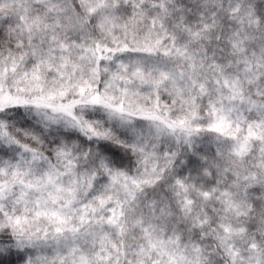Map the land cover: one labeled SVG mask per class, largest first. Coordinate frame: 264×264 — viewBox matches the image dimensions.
I'll return each instance as SVG.
<instances>
[{
    "label": "snow or ice",
    "instance_id": "6c2138e0",
    "mask_svg": "<svg viewBox=\"0 0 264 264\" xmlns=\"http://www.w3.org/2000/svg\"><path fill=\"white\" fill-rule=\"evenodd\" d=\"M0 264H264V0H0Z\"/></svg>",
    "mask_w": 264,
    "mask_h": 264
}]
</instances>
